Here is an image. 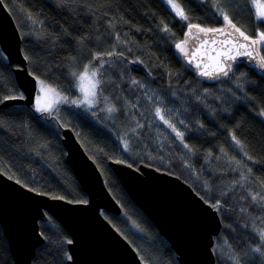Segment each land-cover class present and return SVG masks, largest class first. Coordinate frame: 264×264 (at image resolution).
I'll use <instances>...</instances> for the list:
<instances>
[{
  "label": "trees",
  "instance_id": "1",
  "mask_svg": "<svg viewBox=\"0 0 264 264\" xmlns=\"http://www.w3.org/2000/svg\"><path fill=\"white\" fill-rule=\"evenodd\" d=\"M176 1L187 20L166 0H3L31 73L68 97L78 96L85 65L98 70L99 84L88 107L69 101L52 114L26 104L1 107L0 171L35 191L86 201L62 142L61 128L72 127L122 207L119 215H104L143 264L179 262L110 160L177 175L217 208L223 223L214 245L217 264H264V77L246 61L233 64L227 76L198 77L176 47L200 33L192 28L190 34L189 25L225 26L221 10L251 38L264 32V22L254 18L251 0ZM21 95L14 65L0 48V97ZM40 230L45 242L34 264H68L66 229L48 214ZM0 264H15L1 223Z\"/></svg>",
  "mask_w": 264,
  "mask_h": 264
},
{
  "label": "water",
  "instance_id": "2",
  "mask_svg": "<svg viewBox=\"0 0 264 264\" xmlns=\"http://www.w3.org/2000/svg\"><path fill=\"white\" fill-rule=\"evenodd\" d=\"M213 39L217 41L216 44L212 43ZM224 39L225 36L216 33H199L186 41L188 55L185 56L180 50L178 54L196 76L217 79L224 75L213 73V76L207 77L200 75V72L205 65L209 66L208 70L215 65L214 58L221 50L219 41ZM0 48L9 63L14 65L17 83L24 94V99L3 101L0 108L12 104L33 107L38 78L29 70L22 51L20 30L3 0H0ZM255 48L253 56L259 57V44ZM220 60L230 64L231 68L238 60L249 61L258 73L264 75V69L259 67L257 59L238 56L232 61H226L224 57H220ZM197 63L201 68H196ZM61 131L66 162L86 193L87 200L71 201L35 191L0 171V223L15 264H34L36 250L45 242L40 221H46L48 214L70 235L68 264H143L133 245L103 213L108 211L119 215L122 207L108 188L96 161L86 151L72 127L63 126ZM108 163L134 203L171 244L179 264H217L214 245L223 227L217 208L177 175L147 163L133 166L121 159Z\"/></svg>",
  "mask_w": 264,
  "mask_h": 264
},
{
  "label": "snow or ice",
  "instance_id": "3",
  "mask_svg": "<svg viewBox=\"0 0 264 264\" xmlns=\"http://www.w3.org/2000/svg\"><path fill=\"white\" fill-rule=\"evenodd\" d=\"M169 3L172 7V9L175 11L176 15L180 17L183 20H187L188 16L185 13L184 9L178 4L173 2V0H169ZM252 6L255 9L254 12V18L257 21L264 22V0H251ZM223 22L225 23L226 28L231 29L230 31L225 32L224 28H201L199 25H189V33L191 34L192 28L198 29L199 32L204 33L207 35L208 33H216L219 35L225 36V39L222 41H219L221 45V50L218 52L217 56L214 58L216 60L215 65L211 68V70H208L207 65H205L204 69L201 70L200 75L211 77L213 76V73H216L217 75L223 74L224 76L228 75L229 70L231 69L230 64H225L224 61L220 60V57H224L226 61H232L235 60L238 56H248L259 60V67L264 69V56L254 57L253 52L256 51L255 45L264 43V32H259L256 34V38L252 39L248 35H246L243 31H241L240 28H238L232 20L229 18L227 13L221 10L220 12ZM234 34L235 38H233ZM250 41V43H249ZM207 43V41H205ZM213 44H216L217 41L213 39ZM225 45L229 47H224ZM176 47L181 51L184 52L185 56L188 55L187 52H185L184 47L181 44H177ZM251 49V50H249ZM213 51H216V49H213ZM111 55V53L109 54ZM195 57L193 56L192 59ZM191 63V59L189 60ZM196 68H201V65L199 63L196 64ZM98 70H92L89 74V68L85 67L82 74L79 76L80 81V91L84 93V99L80 101L81 104H88L91 105L93 103V98L96 95V88L99 84V81L95 79L97 76ZM41 83L40 91L41 93H44L45 96L48 95V93H54L55 90L48 88L46 89V86L44 85L43 81ZM87 85V86H86ZM15 99H24V97L21 96H7V97H0V102H3L5 100H15ZM71 103L76 104L77 101L73 100ZM36 110L38 112H51L52 106L51 103H41V97L36 98ZM109 112L114 111L113 108L108 109ZM157 115L160 116L161 120H164L165 124H168L169 127H172L175 131V128L168 120L164 119V116L161 114L160 109H157ZM177 136L182 138V133L177 132ZM235 139V137H233ZM237 144L240 142L237 140ZM261 238L264 239V232H261ZM71 243V241H69ZM256 252H260V249H255Z\"/></svg>",
  "mask_w": 264,
  "mask_h": 264
},
{
  "label": "rangeland",
  "instance_id": "4",
  "mask_svg": "<svg viewBox=\"0 0 264 264\" xmlns=\"http://www.w3.org/2000/svg\"><path fill=\"white\" fill-rule=\"evenodd\" d=\"M167 1V3L170 5V3H169V0H166ZM173 2H175V3H178L176 0H173ZM251 3V2H250ZM179 4V3H178ZM180 5V4H179ZM171 6V5H170ZM181 6V5H180ZM251 6H252V3H251ZM252 9H253V11L255 12V9L253 8V6H252ZM230 18V17H229ZM231 19V18H230ZM234 23V22H233ZM224 27H226V26H222L221 28H224ZM201 33V32H200ZM196 36H198V35H196ZM195 36V37H196ZM192 38H194V37H192L191 35H190V37H186V39H185V41L184 42H182V43H180L183 47H184V49H185V52H188V50H189V48H188V46L186 45V41H190ZM1 50H2V48H1ZM3 51V50H2ZM179 51V50H178ZM5 54V53H4ZM6 55V54H5ZM7 57V56H6ZM8 59V58H7ZM85 67H88L89 68V74L91 73V71L93 70V68L90 66V65H85V66H83V68H82V70H80L79 71V73H78V76H77V85H78V89H79V94H78V96H73V97H68V96H66V95H64V94H62L57 88H55V87H53L52 85H50L49 83H47L45 80H43V79H38V88H37V92H36V98L37 97H41V103L42 104H44V103H51V106H52V110H51V112H40L41 114H43V113H49V114H52L56 109H57V107L59 106V104H61V103H66V102H71V101H73V100H75V101H77V105H81V106H86V107H88V106H90V105H88V104H81L80 103V101L81 100H83L84 99V93H82L81 91H80V81H79V76H80V74H82L83 73V71H84V69H85ZM95 79L97 80V77H95ZM41 81H43V83H44V85L46 86V89H48V88H51V89H54L55 90V92L54 93H48V95L47 96H45V94L44 93H41V91H40V88H41ZM87 86V85H86ZM22 91V90H21ZM23 93V92H22ZM24 95V94H23ZM22 95V96H23ZM36 98H35V102H34V105H33V107H34V109L36 110V106H35V104H36ZM94 99H95V97L93 98V101H94ZM109 107H110V102H109ZM37 111V110H36ZM259 116L261 117V118H263L264 119V112H263V110H260V113H259Z\"/></svg>",
  "mask_w": 264,
  "mask_h": 264
},
{
  "label": "flooded vegetation",
  "instance_id": "5",
  "mask_svg": "<svg viewBox=\"0 0 264 264\" xmlns=\"http://www.w3.org/2000/svg\"><path fill=\"white\" fill-rule=\"evenodd\" d=\"M225 32H227V29L225 28ZM252 39H255V38H252ZM262 46H264V43H260L259 44V50H258V53H259V56H262L261 55V47ZM258 60V59H257ZM246 61V60H245ZM249 65H250V63H249V61H246ZM251 67H253L252 65H250ZM231 70V69H230ZM229 70V71H230ZM256 71H257V69H256ZM258 72V71H257ZM259 75H261L262 77H264V75L263 74H260V73H258Z\"/></svg>",
  "mask_w": 264,
  "mask_h": 264
},
{
  "label": "bare ground",
  "instance_id": "6",
  "mask_svg": "<svg viewBox=\"0 0 264 264\" xmlns=\"http://www.w3.org/2000/svg\"><path fill=\"white\" fill-rule=\"evenodd\" d=\"M239 61H243V60H238V62H239Z\"/></svg>",
  "mask_w": 264,
  "mask_h": 264
}]
</instances>
